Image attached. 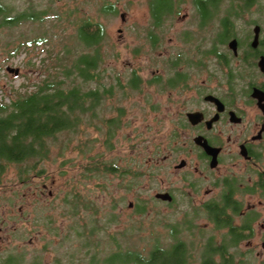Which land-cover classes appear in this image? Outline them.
Segmentation results:
<instances>
[{
  "label": "rangeland",
  "instance_id": "obj_1",
  "mask_svg": "<svg viewBox=\"0 0 264 264\" xmlns=\"http://www.w3.org/2000/svg\"><path fill=\"white\" fill-rule=\"evenodd\" d=\"M0 1L17 11L44 12L50 16L43 21L26 22L17 30L0 35V100L3 97L8 101L16 91L32 90L46 75L52 74L45 71L55 60L50 49L57 52L71 46L87 51L76 38L77 27L84 19L103 26L99 49L102 63L97 69L103 73L96 83L106 88L112 86V94L103 99L96 118L90 112L85 113L73 132L62 131L50 141L48 157L37 161L34 169L27 173L28 186L19 182L21 164L8 167L0 186V264H8L3 261L7 255L15 256V264H32L35 257L34 262L40 264H57V261L88 264L89 259L84 258L82 252L86 250L82 249L83 239L75 232L83 230L82 225L90 215L96 217V226L107 227L108 231L134 225L137 231L131 242L143 251L152 245L151 231L167 243L171 237L168 226L176 225L173 227L179 231V238L189 249L194 247L189 264H199L200 240L214 236L218 242L223 230L206 224L205 214L201 215L203 212L198 207L192 209L183 197L178 196L174 204L167 205L154 196L167 187H180L183 173L173 167L182 153L176 158L163 159V156L169 147L181 144L180 138L172 137L174 123L183 106L181 100L186 95L181 91L182 82L174 88L165 84L176 73L187 75L183 62L188 63L190 72L194 59L207 60L205 53L216 38L220 17L228 9L234 12L247 8L249 3L218 0L211 7L215 13L201 26L196 0L165 2L159 25L150 13V0ZM253 1V9H264V0ZM152 3L155 10L161 6L159 0ZM54 13L63 19L50 20ZM41 33L47 36L49 43L28 46L8 57L12 47L8 45V36L33 40ZM151 36L156 40L152 41ZM18 42L19 39L15 44ZM175 60V67L169 65ZM7 66L18 68V74L7 72ZM133 70L139 76L136 89L127 87ZM156 74L160 76L159 83L152 82ZM196 74L194 71L193 77ZM198 79L192 78L189 82L195 85ZM93 82L90 87L95 86ZM75 84L80 85V79ZM81 84L85 88V83ZM110 118L117 119V126L109 137L111 129L107 119ZM68 137L72 138L68 140ZM110 162L117 165L115 171L94 170L95 166ZM25 164L28 169L29 162ZM86 166L88 172L84 169ZM124 168L129 173L121 177L120 170ZM41 170L43 173L38 174ZM91 171H94L93 176ZM94 175L100 176L94 178ZM71 193L80 194L86 201V206L81 204L75 215L65 202ZM137 204L143 206V213L134 210ZM110 217L114 222H110ZM90 227L92 224L86 222L85 230ZM101 231L97 236L99 260L109 249L107 237L103 229ZM95 238L92 236L91 240L95 242ZM237 259H233L232 264H239Z\"/></svg>",
  "mask_w": 264,
  "mask_h": 264
},
{
  "label": "flooded vegetation",
  "instance_id": "obj_2",
  "mask_svg": "<svg viewBox=\"0 0 264 264\" xmlns=\"http://www.w3.org/2000/svg\"><path fill=\"white\" fill-rule=\"evenodd\" d=\"M244 1L247 8L228 9L220 17L207 60L194 59L190 72L183 62L187 75L167 79L166 87L182 82L186 98L172 137L181 144L169 147L163 159L182 153L173 167L183 173L180 187L161 191L171 200L157 199L172 205L183 197L205 214L206 224L225 225L220 230L231 237L228 255L242 264H264V9H253V0ZM152 2L150 13L160 24L162 14ZM216 2L196 0L201 26L215 13L211 7ZM175 61L169 65L175 67ZM196 77L195 85L189 82ZM133 78L139 79L135 70L127 87L136 89L130 85ZM14 258L7 255L3 261L10 264Z\"/></svg>",
  "mask_w": 264,
  "mask_h": 264
},
{
  "label": "trees",
  "instance_id": "obj_3",
  "mask_svg": "<svg viewBox=\"0 0 264 264\" xmlns=\"http://www.w3.org/2000/svg\"><path fill=\"white\" fill-rule=\"evenodd\" d=\"M159 1H161V6H159L158 11L161 12L163 10L162 6H166V1ZM48 17L50 16H46L44 12L17 11L12 5L0 1V35L5 36L9 31L17 30L26 22L43 21ZM52 19L60 21L63 17L54 13L50 20ZM155 23L159 24V22ZM103 36L104 29L101 23L92 22L88 19L82 20L77 27L76 38L77 43L88 49L87 51H79L71 46L57 52L54 49H50L49 52L55 56V60L53 65L45 67V71L52 74L46 75L30 91L27 89L23 92L16 91L14 96H11L8 101H5L2 97L0 100V186L3 183V175L11 164L22 165L19 168V182L21 185L28 186L30 182L28 181L29 176L27 173L29 170L34 169L37 161L48 157L50 141L62 131L73 132L85 113L90 112L93 118H96L97 110L103 99L112 94V86L106 88L96 83V79L101 78L103 73V71L97 70L101 68L102 63L99 49ZM8 39V45L12 44L9 50L7 48L8 45H6V50L9 52L8 57L18 53L20 50L27 49L28 46L49 43V39L43 33L33 40L14 38L12 36H8ZM18 39L19 42L15 44ZM151 40L155 41L156 39L151 36ZM29 62L30 60L26 63ZM93 70L96 71L93 72ZM77 79H80V85L75 84ZM92 81L95 82V86L90 87V82ZM153 81L159 83V77L153 78ZM81 83H85V88ZM138 83L139 79L135 81L133 78L130 85L137 88ZM107 121V125L111 129L108 132L110 137L117 126V119L110 118ZM71 138L68 137L67 139L70 140ZM64 143L67 145L68 141H64ZM111 145V143L108 144L109 147ZM27 162H29L28 169L25 167ZM99 166L94 167L96 172H112L117 169V165L113 162L104 164V166L99 164ZM84 169L87 172L89 171L87 166ZM92 172L94 173V171H91L93 176ZM39 173L42 174L43 171L41 170ZM120 173L121 177H123L129 171L124 168L120 170ZM99 176L94 175V178ZM126 186L128 187L129 185ZM84 199L80 194L71 193L67 195L65 202L69 204V209H72L73 215L76 214L81 204L86 206ZM134 210L136 212H144L143 206L138 204ZM89 217L86 222L92 224V227L86 231V222L84 221L83 230L75 232L77 236L83 239L81 243L82 249L86 250L82 252L84 253V258L88 257V264H189L190 253L194 250V247L192 246L189 249L185 241L179 238V231L173 227L176 225L168 226L171 237L167 243L161 240L154 231H151L152 239L150 241L152 245L143 251L131 242L133 234L137 231L134 225H132V229L126 227L108 231L107 227L103 228L101 226L100 228L95 225L96 220L94 219L96 217L92 218L91 215ZM113 219V217H110V222H114ZM214 226L215 229L219 230L225 227L224 224L219 222H214ZM101 229L106 233H103V235L107 237L109 249L105 253L104 258L99 260L98 254L100 250L97 249V236L102 232ZM92 236L96 237L94 239L96 240L95 242L91 240ZM219 240L220 243L214 239V236H208L200 240L202 242L198 246V250H200L198 253L199 264H232L233 259H236V257L227 254L231 242L229 233L220 234ZM88 254L91 255L89 256ZM36 259L35 257L32 264H40L38 261L34 262ZM14 260L13 264H15ZM60 262L57 261V264H60ZM239 264L242 263L239 262Z\"/></svg>",
  "mask_w": 264,
  "mask_h": 264
},
{
  "label": "water",
  "instance_id": "obj_4",
  "mask_svg": "<svg viewBox=\"0 0 264 264\" xmlns=\"http://www.w3.org/2000/svg\"><path fill=\"white\" fill-rule=\"evenodd\" d=\"M6 70H7V72L13 73L15 75H17L18 72H19L18 68H14V67H10V66H7ZM154 196H155V198H159V199H162V200H171V196L169 195L168 192H157V193H155ZM131 205H132V203L130 202L129 206H131Z\"/></svg>",
  "mask_w": 264,
  "mask_h": 264
}]
</instances>
